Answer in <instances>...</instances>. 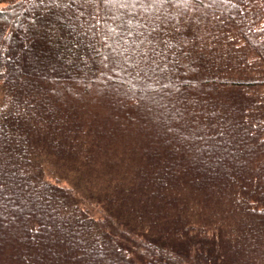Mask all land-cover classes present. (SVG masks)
Here are the masks:
<instances>
[{"label": "trees", "instance_id": "16d2710c", "mask_svg": "<svg viewBox=\"0 0 264 264\" xmlns=\"http://www.w3.org/2000/svg\"><path fill=\"white\" fill-rule=\"evenodd\" d=\"M0 264H264V0H0Z\"/></svg>", "mask_w": 264, "mask_h": 264}, {"label": "rangeland", "instance_id": "374dc122", "mask_svg": "<svg viewBox=\"0 0 264 264\" xmlns=\"http://www.w3.org/2000/svg\"><path fill=\"white\" fill-rule=\"evenodd\" d=\"M112 143V151L110 152L108 159L102 163H98L96 168H82L79 172L75 168L73 169L65 166L57 160H52L46 162L44 165L46 178L53 179L55 177H60L62 182L75 186L80 192L81 205L90 208V210L96 214L102 213V199L104 194L99 192L111 191L108 178L105 174H108V172H113L115 176H117L116 174H125L129 170V166L133 165L136 161V154L132 155L130 151H126L127 158L124 157V159L121 160L122 141L114 140ZM98 193L102 195L98 196ZM36 206H40L39 203H34L33 206L30 205V208H36ZM48 213L49 216H46L48 217V220H42V224L50 231H56L60 235L63 234L65 237L69 236L67 233H64L63 227L56 220L55 215L49 211ZM50 239L56 241L59 239V236L52 234Z\"/></svg>", "mask_w": 264, "mask_h": 264}]
</instances>
